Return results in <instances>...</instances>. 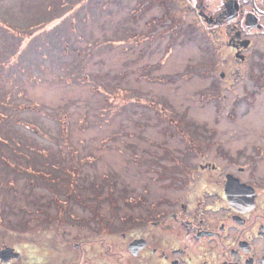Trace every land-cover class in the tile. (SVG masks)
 Returning a JSON list of instances; mask_svg holds the SVG:
<instances>
[{"label":"rangeland","instance_id":"1","mask_svg":"<svg viewBox=\"0 0 264 264\" xmlns=\"http://www.w3.org/2000/svg\"><path fill=\"white\" fill-rule=\"evenodd\" d=\"M52 3L60 23L43 18ZM222 59L180 3L0 0V230L106 197L134 212L167 191L173 159L264 147V83Z\"/></svg>","mask_w":264,"mask_h":264},{"label":"flooded vegetation","instance_id":"2","mask_svg":"<svg viewBox=\"0 0 264 264\" xmlns=\"http://www.w3.org/2000/svg\"><path fill=\"white\" fill-rule=\"evenodd\" d=\"M154 1L195 9L221 65L247 63L253 83H264V0ZM262 147L239 150L242 159H173L167 191L148 202L139 194L141 207L124 215L108 197L111 208L88 203L82 215L52 199L55 224L1 226L0 252L10 247L18 255H0V264H264Z\"/></svg>","mask_w":264,"mask_h":264},{"label":"trees","instance_id":"3","mask_svg":"<svg viewBox=\"0 0 264 264\" xmlns=\"http://www.w3.org/2000/svg\"><path fill=\"white\" fill-rule=\"evenodd\" d=\"M58 3H59V2H58ZM58 3H57V4H58ZM24 4L29 5V9H30L31 11H34V10L36 11V10H37L36 7H35L37 4H35V3L33 4V2H32V3H27V2H26V3H24ZM59 5H60V3H59ZM53 6H54L53 3H52V4H49V6H47V7H46V10H45L47 13H50L51 15H47L46 12H44V10H43V18L45 17V19H47V18L50 17L49 20H53V18L60 19V20L58 21V23H60V22H62L61 19L64 18V16H63V14H61V13H62V12H61V13H59L58 15H55L54 17H52V15H53V13H52V9H53V8H57L58 10H60V9L58 8V5L55 6V7H53ZM41 10H42V9H41ZM41 21H42V19H39V20H37V21H34V19L31 18V20L29 21V23L27 24V26H31V27H32V26H34V25H39L40 23H43V22H41ZM32 32H33V31H32Z\"/></svg>","mask_w":264,"mask_h":264},{"label":"water","instance_id":"4","mask_svg":"<svg viewBox=\"0 0 264 264\" xmlns=\"http://www.w3.org/2000/svg\"><path fill=\"white\" fill-rule=\"evenodd\" d=\"M12 251H13L12 248H10V247H6V248H4L3 250H1L0 255H1L4 259H5V258H10L11 256H12V257H15V256L18 255L17 252L12 253Z\"/></svg>","mask_w":264,"mask_h":264}]
</instances>
